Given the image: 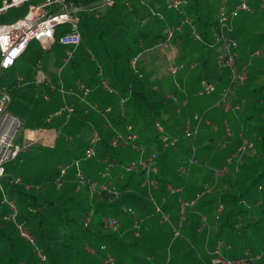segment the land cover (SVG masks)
<instances>
[{
	"label": "trees",
	"instance_id": "1",
	"mask_svg": "<svg viewBox=\"0 0 264 264\" xmlns=\"http://www.w3.org/2000/svg\"><path fill=\"white\" fill-rule=\"evenodd\" d=\"M138 1L143 5L139 12H133L129 7L131 4L129 2L132 0H115L112 5L106 4L105 13L97 12V7L100 6L90 8L77 1L78 5L85 6L79 12L82 34L79 48L91 40L92 25L100 26L99 37L103 41L106 64H97L90 69L83 64L84 61H72L71 69L63 79V85L53 86L54 91L48 89V86H45V89L54 98L53 92L59 94L61 88L65 91L77 90V83L83 82L91 89L89 101L96 102L100 108L112 107V112L107 117L95 111L86 114L85 105L76 98L79 105L70 116L74 119L73 123L67 125L70 121L68 120L65 124L64 134L67 136L59 135L58 137H62L59 144L66 147V150L58 153L56 167L50 165L47 168L51 172L47 181L41 179V175L47 174L45 169L39 170L37 166H30L32 162L44 163V155H37L34 158L31 155V159L27 160L24 154L28 150L26 149L18 159L14 160L20 159L19 164L12 165L14 161L10 162V170L14 174L24 171V177L18 176L21 177L23 184L30 185L31 189L27 190L24 185L11 183L13 179L11 177L5 185L2 183V189L0 188L2 196L0 264L40 263L35 247L19 235L12 223L3 219L8 212L3 203L4 192L16 200L20 219L26 222L38 247L42 248L47 255L48 264H102L105 255L109 253L116 258L117 264H209L210 251L213 250L217 240H222L230 246V249L225 250L226 257L240 258L249 251L252 255L262 254L257 264H264V61L260 58L251 59L248 55L250 46H259L262 42L264 43V34L258 37L253 36L249 32L253 24L247 27L242 22L244 18H251L255 14H261L264 21V8H260L261 0H251L253 12L241 13L235 19L234 36L239 42L241 63L248 67V79L238 89L237 97L241 99V102L243 101L242 109L234 115L224 114L223 111L213 107L218 100L217 94L199 95L204 80L214 81L220 75L215 63V50L210 45L213 42V31L218 25L217 12L221 1L187 0L185 14L181 15L175 11L174 14L164 15L163 20L152 16L153 8L148 9L143 0ZM230 1L228 5L232 7L229 4ZM89 14L92 16L90 17ZM184 15L193 19L203 42H197L191 38L188 30L178 33L175 38L174 43L183 41L175 61L187 66L192 62H198L195 69L188 70L190 77L187 88L189 104L192 105L187 104V111H180L176 106L178 101L175 102L169 98L166 90L157 80L151 79L152 76L144 72V78L140 79L131 69L130 62L146 50L165 42L162 29L158 30L157 23L161 25V22L162 28L175 26ZM241 15L243 17L239 18ZM135 17H138L140 21L139 28L117 31V26L127 23L131 25ZM147 17L154 18L144 23ZM106 36L112 45L104 42ZM36 59L35 52L31 53L24 65L25 68L20 70L28 82L35 81L33 70L38 61ZM14 78V72L4 75L0 80V92L6 91L11 96L10 106L11 109L13 108L11 115L22 120L26 129H53L55 121L68 119L64 113L46 122L48 115L42 113L43 108L39 100L32 104L35 95H41V93L34 91L36 87L33 84L31 86L33 93L24 94L22 89L17 88ZM103 80H106L116 91L115 94L108 93L101 87ZM124 98H126V113L122 116L119 104ZM60 105L61 101L53 99L51 105L47 106L46 112L54 114L60 110ZM214 111L218 130L213 131L210 128L214 134L210 141L202 143L203 140H198L195 158L199 161V165L191 166V173L188 175H191V178L181 177L180 168L192 156L189 140L184 138L187 118L192 119L196 113H200V115L205 114L207 121ZM106 118L111 123L110 127L106 126ZM35 119L39 122L33 126ZM224 121H228L231 137L226 136L227 127ZM89 122L94 123L98 132L97 158L90 160L85 157L90 140L86 141V137H83L81 132V128L89 125ZM156 122H160L170 135L180 138L177 147L162 148L155 129ZM203 125L202 132L207 127L206 122ZM127 126H132L133 131L139 135L140 142L145 144L150 152L156 151L159 154L157 164L160 169L158 177L160 190L168 199L165 209L171 213L173 222L177 220L179 197L193 198L197 192L203 190L206 183L213 182V169L224 166L228 158L237 154L229 167L230 172L219 179L217 188L204 196L188 213L184 228L185 239L174 240L171 226L162 224L160 219L154 218L155 209L148 200L147 191L141 187L142 173L128 175L117 182L115 185L119 191L118 194H92L88 187L76 191V182L72 175L61 186L56 184L59 174L58 166L62 163L80 161L85 173L93 177L92 171L96 167H101L97 162L99 158L107 155L111 159L131 158L130 147L114 149L111 146L116 130L126 132ZM232 130L236 137L234 135L232 137ZM70 134L74 136L71 149L67 146ZM231 138V143L228 144ZM244 139L248 140L249 146L238 152ZM225 143L228 145L226 144L223 148ZM214 149L225 151V153L222 156L216 153L212 155ZM132 158L136 156L132 155ZM209 164L214 166L211 167ZM6 171L7 173L9 171L7 166ZM31 178H35L36 181H31ZM187 179L189 180L186 181ZM167 184L182 187L184 192L180 196H169L166 190ZM219 205H223L224 210L217 218ZM129 209L135 210L144 219L140 238H137L131 229L132 217ZM202 216L208 218V223L199 237L197 228L202 224ZM88 217L90 221L87 223ZM106 218L119 219L122 229L119 232L107 229L104 224ZM192 244L198 248L199 252L192 249ZM103 245L107 246L106 252L100 250ZM88 246L98 249L95 256L87 252Z\"/></svg>",
	"mask_w": 264,
	"mask_h": 264
},
{
	"label": "built area",
	"instance_id": "2",
	"mask_svg": "<svg viewBox=\"0 0 264 264\" xmlns=\"http://www.w3.org/2000/svg\"><path fill=\"white\" fill-rule=\"evenodd\" d=\"M34 0H5L0 8V15L5 14L12 8L28 6L27 13L11 23L0 24V72L2 70L11 69L14 64L27 52L30 45L35 41H38L42 47L51 48L55 44H60L67 48V56L70 59L75 51L79 48L82 41V34L80 31V16L84 8L78 7L67 0H42L41 4L33 5ZM167 6L170 9L177 11L179 14H185V8L188 6L187 0H166ZM221 5L217 12L218 25L213 31V42L210 45L215 50V63L219 71H228V83L225 86H220L221 80L217 81H205L202 83V88L199 91V95H218V100L213 106L221 111L228 113L230 111H240L242 108V102L237 101V92L248 79V67L241 63V55L239 51V42L234 36L235 31V19L241 13H252L253 6L251 0H236L232 7H229V0H220ZM114 4L115 0H107L106 4ZM260 8H264V0H261ZM152 16L164 19V14L157 11H151ZM147 20L144 21V23ZM143 23V24H144ZM188 33L195 41L203 42L202 36L197 30V27L193 19L184 15L182 20L175 26H165L162 29V35L165 37V43L172 44L178 33ZM182 45L181 41L177 42V50ZM261 55V50L257 49L250 54V58L258 57ZM176 56V55H175ZM139 56L135 57L130 62V67L134 74L140 79L144 78V73L139 66ZM175 58V57H174ZM198 66V62H192L189 66L184 63H175L170 69V76L174 78L175 86L180 91L182 90L181 84L178 81V76L182 72L193 70ZM50 77L44 78L42 72L38 80L39 84L48 82L50 83ZM18 84H22V78L18 77ZM77 90L65 91L61 88V93L64 97L72 95L74 98H78L85 105V113L95 111L101 114L103 117H107L112 112V107L100 108L97 103L89 101L88 97L91 93V89L83 82L77 83ZM101 87L108 93L115 94L116 91L109 85L106 80H103ZM168 97L172 98L175 102L178 101L175 94L168 93ZM236 100V101H235ZM11 96L6 92H0V188L2 189V181L6 177V165L16 159L19 155L26 151L28 148L25 145L15 144V139L19 133L22 122L19 118L11 115L8 111L11 105ZM126 98L122 99L119 104L120 113L125 116ZM235 101V102H233ZM74 111L73 104H65L59 111L52 114L47 121L52 118L58 117L62 114H66L69 119ZM205 114H196L192 119L186 122L184 129V138L189 140L192 147V156L187 163L180 168V176L183 177L191 172L192 165H198V160L195 158L196 145L195 140L200 133L201 127L205 122ZM106 126L110 127L111 123L106 118ZM208 125H212L211 121L206 122ZM227 137L231 136V131L228 124ZM155 129L159 135V140L164 149L175 148L179 144L180 138L178 136L170 135L165 127L160 123H155ZM57 135L60 132H56ZM68 140H72V136L68 137ZM97 135L94 139L90 140L89 146L85 151L86 159L97 158L96 150ZM226 144L223 146L225 147ZM248 140L244 139V146L247 147ZM111 146L114 149L130 147L137 153V158L127 162H120L118 160L111 159L109 156L104 157L101 162L103 163V169L99 175L102 179L95 180L85 175L82 164L80 161H74L71 163L63 164L59 166V174L56 179V184L61 186L69 177V172L74 171V180L76 182V191L82 190L84 187H88L92 194L104 195L106 193L118 194V192L112 190V171L118 170L120 177L124 175L143 174V180L141 187L148 193V199L155 209V215L161 218L163 224L171 226L174 240H183L184 228L186 225L188 213L194 208L198 202L213 189V186L230 170L233 158L227 159V163L219 168L213 169V182L212 186L206 183L203 190L198 192L191 199H183L179 197V210L177 213V220L173 222L172 216L164 209L167 197H163L159 202L154 193L160 190V182L156 177L159 173L157 167L158 153L156 151L150 152L148 147L140 142L139 135L133 131L132 126L126 127V132H115V135L111 141ZM235 156V155H234ZM11 183L15 185H24L25 189L30 190L31 186L23 184L20 177H15L11 180ZM166 190L169 196H180L184 189L179 186L167 184ZM4 192V191H3ZM3 203L6 205L8 212L4 215L3 219L14 225L19 235L35 247L36 256L38 257L39 264H48V258L43 249L39 248L33 235L30 233L26 222L20 219L19 208L15 199L10 198L4 192ZM224 210L223 205H219L217 210V218H219L221 212ZM129 214L132 217V230L137 238L141 237L142 225L144 219L141 218L138 213L129 209ZM92 214V213H91ZM90 214V215H91ZM90 221V217L87 219V223ZM208 223V218L202 216V224L197 228V236H201L205 231ZM105 227L111 231L119 232L121 230V222L117 218H106L104 220ZM230 249L226 243L222 240H217L214 244L213 250L210 251L211 261L209 264H257L262 258V254L252 255L249 251L244 253V256L240 258H229L225 256V250ZM87 252L95 256L98 249L93 246L86 248ZM101 251H107V246L103 245L100 248ZM261 255V256H260ZM102 264H117V260L110 253L106 254Z\"/></svg>",
	"mask_w": 264,
	"mask_h": 264
},
{
	"label": "crops",
	"instance_id": "3",
	"mask_svg": "<svg viewBox=\"0 0 264 264\" xmlns=\"http://www.w3.org/2000/svg\"><path fill=\"white\" fill-rule=\"evenodd\" d=\"M3 1L4 0H0V8L3 5ZM67 1L70 2V3H72V4H74V5H76V6H78V7L85 8V6H80V5L77 4V1L78 0H76V1L75 0H67ZM101 1L102 2H105V4L107 2V0H101ZM41 2H42V0H34L32 2V4L33 5H39V4H41ZM235 2H236V0H231L230 3H229L230 6H233L235 4ZM129 3H131L129 5V7L131 8V10L133 12H139V11L142 10L143 5L141 4L140 1H138V0H132V2H129ZM143 3H145V5H147L148 9H150V7H151V8H153V10L155 9V10H157L159 12H161L163 6H166L167 7V1L166 0H143ZM27 11H28V6H26L25 11L21 15H19L18 17H16V18L18 19V18L23 17L27 13ZM177 16H179V15H177ZM14 21H12V22H14ZM8 23H11V22H8ZM1 24H6V23H1ZM181 42L183 43V41H181ZM31 45H30L28 51L30 50ZM178 50H177V43L167 44V43L164 42L162 44H159V45L155 46L154 48H151V49L146 50L139 57V62L138 63H139V66L142 68L143 72L145 74H147L148 76H152L151 79H154L155 81L157 80V82L161 86L164 87V89L166 90L167 94L168 93L175 94L174 91L177 89L176 86H175L174 78L172 76H170V69L173 67V65L175 63H177L175 61V58L174 57L178 53ZM28 51H27V53H28ZM25 63L20 64V66L22 65V67L19 66V68L21 70H23L25 68V66H24ZM53 64L56 65V64H58V62H53ZM49 65H50V61L45 62L44 66H42V62L41 61H39V62L37 61L36 62L35 67H39V69L36 72H35V69L33 70L34 71L33 77L35 79L34 82H37L38 83V80L40 78V73L41 72H42V76H44V78L45 77L46 78H49L50 77V73L49 72L50 71H54V69L51 68V67L49 68ZM30 66H31V64H30ZM44 69L46 71H44ZM189 73L190 72H188V71L182 72L178 76V78H177L178 81H179V83L181 84L182 89L184 90V91L176 90V94H175L177 96V99H178V102L176 103V106H177V108H179L178 110H180V111H183V110L184 111H187L186 110L187 109V104H189V101H190V99H189V93H188V88H187V83H188V80H189V77H190ZM14 74H15V78L14 79H15L17 88L22 89L23 92H24V94H26V95L33 93V90H31V86L33 84H35V83H33L32 81H29V82L26 81L24 79L25 76H23V74L20 73L19 71H15ZM219 74L220 75H219L218 79H216L214 81H217L219 79L221 80L222 77H225V78H223V80H221V83H220V86H225L228 83V78L225 76L224 72L219 71ZM18 77H21L22 78V84H18ZM61 79H62V80H60V81H62L61 82V85H63V78H61ZM50 81H51V78H50ZM205 81H210V80H204L203 82H205ZM47 83L48 82H45L44 84L42 83L44 86L41 85V84H35L34 85L36 87V89H34V91L37 92V93L40 92L41 95H37L36 94L35 95V98H33L34 101L32 100V104L33 103H36L37 100H39L41 107L44 109V108H47V106L51 105V102L53 101V99H56V101H58V102L61 101V105H60L61 107L65 104V102H67L68 104H73L74 109L77 107V105H79L78 102H76V98H74L72 95H68V96L64 97L63 94L60 93V92H59V94L53 92L54 98H53V96H50L46 92V89H45V86H48ZM51 91H53V90L51 89ZM92 103H94V102H92ZM189 105L191 106L192 104H189ZM10 108H11V106L9 107V110H10ZM52 114L53 113H50L46 117V122H48L47 120H48L49 116L52 115ZM196 114H200V113H196ZM215 115L216 114L213 113L212 114V117L211 118L209 117L207 119V121H211L212 122L211 127H214L216 130H218V123H217V119H216ZM57 119H59V118H57ZM68 120H70L69 121V124H67ZM73 120L74 119L72 117V118L67 119V120L66 119L65 120L64 119L63 120L60 119L57 122L55 121L53 123V124H55L53 129H46V130L45 129H37V130L26 129V132H27L26 133V138H27V140L28 139L30 140L29 143L27 144V147H28L27 149H29V147H32L34 145H39L41 147H44V149L45 148H53V147H56V145L59 143V140L62 139V137L61 138H58L59 135H62L64 137L67 136V135L64 134V130L66 129L65 124L70 125L71 123H73ZM207 121H206V118H205V122H207ZM22 124H24L23 121H22ZM214 128H213V131H216ZM42 131H43V134L40 133ZM56 132H60V134L57 135ZM81 132L84 135L83 137H86V141L87 140L94 139L96 135L98 136L97 129L94 127V123L92 124L91 122H89V125L87 124L84 127H82L81 128ZM69 136H72V135L70 134ZM78 137H80V136H78ZM42 140H47V142H42ZM24 142H25V140L23 139V145H25ZM67 142H68L67 143L68 144L67 146L71 149L72 146H73V142H74V136H72V140L71 141L67 140ZM19 145H21V144H19ZM64 150H66V147L60 146L59 151H64ZM128 150H130V149H128ZM129 152H130V157L131 158H128L127 160H125V159L123 160V159H120V158L117 157L115 159L118 160V161H120V162H127V161L134 160V159L137 158V153L135 154L132 149ZM28 153H29V150L26 153H24V154H28ZM40 155H42V153ZM132 155H135L136 158H132ZM107 156H109V155H107ZM102 159L103 158H101V159L99 158L97 160V162L100 163V166L101 167H96L94 169V171H92L93 173H91V174H93L92 175L93 177L88 176L85 173V170L83 169L85 175H87L88 177H90L92 179L102 181V179H101V177L99 175L100 171H102V169H103V163L101 162ZM61 165H63V163L60 164L59 166H61ZM30 166L41 167V166H43V163H40V164L32 163V164H30ZM157 167H158V170H159V173H160L159 166L157 165ZM82 168H83V165H82ZM159 173H158V175L156 177H159ZM6 174H8V173H6ZM70 175H72L74 177V171L69 172V176ZM117 175H118V178L121 179L120 178L119 171L118 170H113L112 171V180H111L112 183H113L114 178L117 177ZM8 176L9 175H6L5 179ZM126 176H128V175H126ZM211 176H212V174H211ZM15 177H20V176L16 175V176H13L11 178H15ZM188 180L189 179H187L186 181H188ZM119 181H122V179L121 180H118L117 179V182H119ZM154 196L160 202L165 195H162L161 190H159V191H157V192L154 193ZM167 202H168V199L166 201V204H167ZM166 204L164 205V209H165ZM168 213H170V212H168ZM155 217L158 218V219H160V222H161V218L159 216L156 215ZM121 229H122V226H121Z\"/></svg>",
	"mask_w": 264,
	"mask_h": 264
},
{
	"label": "rangeland",
	"instance_id": "4",
	"mask_svg": "<svg viewBox=\"0 0 264 264\" xmlns=\"http://www.w3.org/2000/svg\"><path fill=\"white\" fill-rule=\"evenodd\" d=\"M82 4H86V6L88 7H96V6H100V7H97V12L99 13H105L106 11V4L105 2H102L101 0H79ZM26 9V6H21V7H16V8H12L10 9L8 12H6L5 14H1L0 15V24L1 23H8V22H12L14 21L15 19H17L16 17L19 16V13H23ZM170 9V8H169ZM166 6H163L162 8V11L161 13H163L164 15H167L169 13H175V10L171 9L169 10ZM93 14H96V13H93ZM243 15V14H242ZM240 16L239 18L243 17V16ZM89 16L91 17L92 14H89ZM134 18V16H133ZM154 17H147L145 18L146 20H148V22L153 19ZM105 22V21H104ZM139 20H138V17H135V20L133 21V23L131 25H128L129 23L125 24V25H119L117 26V31H129V30H132V29H137L139 28ZM147 22V23H148ZM243 25L245 26H249L250 24L252 25L249 29V32L253 35V36H256L258 37L259 35L261 34H264V21H263V18H262V15L261 14H255L253 16H251V18L247 17V18H244L243 19ZM160 24L162 25V23L160 22ZM98 25V24H96ZM157 23V27L159 28L158 30L160 29H163L161 26ZM91 34H92V38L90 41H88L87 43H84L79 49H77L74 53V55L68 59V56L66 54L67 52V48L65 46H62L60 44H55L54 46H52L51 48H45V47H42L41 44L38 42V41H35L34 43H32L31 45V48L30 50L28 51V53L25 55H23L16 63V65L14 66V68L12 69H9L8 71L7 70H2L0 72V80L4 77V75L6 76L7 74H12L13 72L15 71H19L20 73H22L19 69V65L20 64H23L27 61V58L30 56L31 53H34L35 52V58L36 61L38 60L42 62V66H44L45 62H48L50 61V65H49V68H53L54 71H50V78H51V83H47L48 85V89H52V87L54 86H61V82L60 80H62L61 78L64 79L66 73L68 71H70L71 69V63L72 61H84L83 64L87 65L90 69L93 68L95 65L97 64H106V61H105V58H104V55H103V41L102 39L99 37L100 35V26H94L92 25L91 29ZM110 35V34H109ZM104 42L108 45H112L111 41L109 38H107V36L104 38ZM129 42V41H128ZM40 44V45H39ZM257 49H260L261 50V55L258 56V57H254L255 59L256 58H260L262 59V61H264V43L262 42L259 46H250L249 49H248V55L250 57V54L252 52H255ZM34 50V51H33ZM253 58V59H254ZM252 59V58H251ZM53 62H58V64L54 65ZM30 65V63H28ZM35 69V72L39 69V67H34ZM48 70V69H47ZM44 71H46L44 69ZM225 76L228 78V71L227 70H223ZM23 74V73H22ZM223 78L225 77H222L221 80H223ZM35 84H39L37 82H34ZM34 84V85H35ZM44 84V83H43ZM41 84V85H43ZM44 86V85H43ZM54 91V89H52ZM181 91H184L183 89ZM236 101V100H235ZM233 101V102H235ZM237 101L238 102H241V99L238 97L237 98ZM31 110V108H29ZM242 109V108H241ZM9 110V109H8ZM220 110V109H219ZM217 111V110H215ZM214 111V113H215ZM9 113L10 114H13V108L9 110ZM42 113L45 115H49L50 112H46V108H44L42 110ZM224 114H237L238 111H230L228 113H225L223 112ZM216 114V113H215ZM196 115V114H195ZM51 116V115H50ZM49 116V117H50ZM34 119V118H33ZM191 119V117H190ZM189 120V118H187V121ZM22 122V121H21ZM39 122L38 119H35L33 121V126H36L37 123ZM214 122V121H213ZM226 124H228V121H224ZM215 124V123H214ZM204 126V125H203ZM203 126L201 127V130H200V133L198 134L196 140H195V145L197 144L198 140H203L202 143L204 142H208L210 141V139L212 138V136H214V134H212V130L210 128H214V127H211V125H206L207 127H205V130L202 132V129H203ZM215 129V128H214ZM229 129H230V126H229ZM216 130V129H215ZM217 131V130H216ZM43 132V131H42ZM26 128H25V125L23 124V126L21 127L19 133L17 134V137L15 139V144H21L23 145V139L25 140V146H27V144L29 143V139L27 140L26 138ZM233 135L235 136V132H233L232 130V137ZM227 136V135H226ZM231 137V136H230ZM236 137V136H235ZM227 139V138H226ZM231 140L232 138L230 139V141L228 142L231 143ZM227 144V143H225ZM227 144V145H228ZM60 146L61 144H57V147H53V148H45L44 147H41L39 145H34L32 147H29V153L28 154H25L27 156V160H30L31 159V155L32 157L34 158L35 156L37 155H40L42 153V155L45 156V162L43 163V166H41L40 168L38 167L39 170H42V169H45L47 174L45 175H41V179L42 181H47L49 178H50V174L51 172H49V170L47 169L50 165H52L53 167H56V164L55 163H58V153L60 152L59 149H60ZM244 146V141L241 145V147L238 149V152L244 150L242 149V147ZM249 146V144H248ZM163 148V147H162ZM224 148V146H223ZM164 149V148H163ZM169 149V148H168ZM27 150V151H28ZM163 152V151H162ZM197 152V151H196ZM214 153H211L212 155H220L222 156V154L225 153V151H219L218 149H214L213 150ZM134 153L136 154V152L134 151ZM25 155H23V158L25 159ZM159 156V154H158ZM237 154L235 156H231L233 158V161L234 159L236 158ZM20 160V159H19ZM19 160L17 161H14V163H11L12 165L13 164H19ZM33 163V162H32ZM30 163V164H32ZM54 163V164H53ZM71 163V162H70ZM64 164H67V163H64ZM207 164V162L205 163ZM158 165V164H157ZM198 165H199V161H198ZM196 165V166H198ZM210 165V164H209ZM9 169L8 171V174L9 175L6 179H3L4 182L2 181L3 185H5L7 183V181L9 180L8 178L9 177H13L15 175H20V176H23L25 173H23L24 171L22 172H19L17 174H14L11 170H10V163H8L6 165ZM211 166V165H210ZM214 166V165H213ZM211 166V167H213ZM216 167V166H215ZM99 169V168H98ZM72 171V170H71ZM70 171V172H71ZM230 172V170L228 171ZM191 173V172H190ZM189 173V174H190ZM188 174V175H189ZM188 175H185V176H188ZM126 175H124L123 177H120L122 180L125 179ZM24 177V176H23ZM125 177V178H124ZM184 177V176H183ZM158 178V177H157ZM187 178H191V175L188 176ZM117 179L118 180H121L118 178V175L117 177L114 178L113 180V183H112V190L116 191V192H119L118 189H117V186L115 185L117 183ZM250 180H252L250 178ZM31 181H36L35 178H31ZM218 183V182H217ZM211 184L212 186L214 185V182L212 183H209ZM217 185V184H216ZM217 186L215 187V185L213 186V189H216ZM211 190V191H212ZM210 191V192H211ZM208 192V193H210ZM198 193V192H197ZM148 195V193H147ZM208 195V194H207ZM3 199H4V196H3ZM2 200V196L0 194V202ZM0 207H1V204H0ZM223 213V211L221 212V214ZM220 214V215H221ZM220 217V216H219ZM156 218V217H154ZM153 218V219H154ZM158 219V218H157ZM159 220V219H158ZM122 226V224H121ZM192 249L195 250V252H199L198 251V248L192 244ZM172 250H174V248L172 247ZM261 256V255H260ZM261 260V259H260ZM259 260V261H260ZM258 262V261H257Z\"/></svg>",
	"mask_w": 264,
	"mask_h": 264
},
{
	"label": "bare ground",
	"instance_id": "5",
	"mask_svg": "<svg viewBox=\"0 0 264 264\" xmlns=\"http://www.w3.org/2000/svg\"><path fill=\"white\" fill-rule=\"evenodd\" d=\"M41 134H43V132H40ZM42 142H47V140H42Z\"/></svg>",
	"mask_w": 264,
	"mask_h": 264
}]
</instances>
